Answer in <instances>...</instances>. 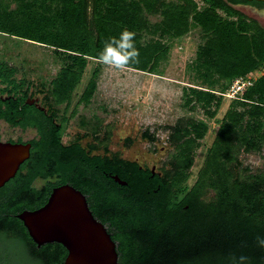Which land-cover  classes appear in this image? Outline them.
Here are the masks:
<instances>
[{"label": "trees", "instance_id": "1", "mask_svg": "<svg viewBox=\"0 0 264 264\" xmlns=\"http://www.w3.org/2000/svg\"><path fill=\"white\" fill-rule=\"evenodd\" d=\"M152 15L160 19L153 22ZM193 27L205 41L190 65L200 87L183 88L185 105L201 106L213 118L233 80L264 67V27L226 0H0V35L49 47L62 60L49 84L57 103H70L87 71L78 104L91 103L102 69L89 64L124 29L136 33L140 53L139 62L129 67L160 74L172 48L169 40L181 41ZM19 72L0 58V83L24 86ZM230 100L192 185L196 150L211 130L203 119L175 126L169 137L176 149L172 169L163 177L150 171L139 176L143 172L136 162L110 161L127 184L107 183L91 174L78 151L75 162L72 157L62 162L59 184L90 194L94 211L113 214L119 229L155 232L142 264H155L158 256L164 264H240V256L246 257L243 264H264V247L257 243L258 236L264 237V172L243 167L241 160L243 152L264 148V73L240 99ZM131 169L139 177L129 175ZM24 190L0 191V264H64L67 248L59 242L39 248L18 218L47 200L25 202ZM161 232L166 233L163 242ZM128 234L123 235L122 261L138 255ZM155 249L161 252L154 254Z\"/></svg>", "mask_w": 264, "mask_h": 264}, {"label": "rangeland", "instance_id": "2", "mask_svg": "<svg viewBox=\"0 0 264 264\" xmlns=\"http://www.w3.org/2000/svg\"><path fill=\"white\" fill-rule=\"evenodd\" d=\"M200 4L203 5L202 2ZM231 5L264 25V16H258L244 6ZM150 19L155 22L160 17L152 15ZM169 41L172 48L168 58L161 64L160 74H151L131 67L120 71L100 65L96 61L91 62L89 68L100 65L102 69L98 89L91 103L86 107L79 106L78 111L85 114L91 122L95 116H100L105 121L112 152H117L126 159H136L143 164L155 163L162 166L164 171L172 169L176 149L169 137L175 126L201 119L208 121L211 130L196 150L195 163L190 171L188 183L192 185L205 161L219 121L231 100L225 97L213 118L209 117L201 106L185 105L183 88L200 87L193 79L195 73L190 69V65L196 57L198 46L205 41V36L198 27H193L181 41ZM0 57L19 68L20 78L35 86H43L48 91L51 79L62 66V60L53 49L4 35H0ZM262 73L264 67L253 75L257 78ZM88 75L89 71L77 88L71 107H75ZM77 118L70 123L69 132L73 129L80 131L77 128ZM241 160L243 167H249L256 173L264 172V148L259 152H243Z\"/></svg>", "mask_w": 264, "mask_h": 264}, {"label": "flooded vegetation", "instance_id": "3", "mask_svg": "<svg viewBox=\"0 0 264 264\" xmlns=\"http://www.w3.org/2000/svg\"><path fill=\"white\" fill-rule=\"evenodd\" d=\"M226 1L230 5H241L258 16H264V0ZM262 26L264 27V25ZM25 81L26 84L22 87L7 86L0 83V152L11 151L14 159L19 158V165L15 174L0 186V191L24 188L25 202H41L47 198L41 205L43 206L48 201L53 189L63 185L59 184L62 162L69 163L71 157L73 160L77 156L78 151L82 152L80 160L88 162L91 174L107 183L109 180L118 182L116 176L122 180L119 172L115 170V165L112 167L109 165L110 161L114 164L120 163L121 160L138 163V169L143 173L140 174L131 169L128 174L132 176L135 173H137L135 175L137 177L144 176L150 171L152 177H163L165 171L162 166L160 167L155 163L152 165L143 164L136 159H126L121 154L112 152L109 148L108 141L110 138L105 121L100 116H95L91 122L85 114L78 111L79 106L86 107L89 104H78L77 101L75 107H71L73 98L70 103H57L45 87L35 86L33 83H28L27 80ZM75 118L79 120L77 128L80 131L73 129L69 132L70 123ZM151 138L153 139V137ZM67 154H69L68 157ZM75 161L76 159H74ZM85 195L94 217L105 226L116 244L117 264H142L140 258L145 256L144 251L151 248L152 238L150 239V237H154L155 232L151 236L148 232L139 229H119L118 224L114 223V215L103 211L102 208L100 212H95L92 207L91 195ZM128 233L132 234V240L135 243L129 246H136L138 255L133 260L122 261L123 235H129ZM159 236L162 237L163 242L166 233L161 232ZM128 237L130 240V236ZM159 252H161L159 249H155L153 253ZM161 258L158 256L159 261L155 264H164Z\"/></svg>", "mask_w": 264, "mask_h": 264}, {"label": "water", "instance_id": "4", "mask_svg": "<svg viewBox=\"0 0 264 264\" xmlns=\"http://www.w3.org/2000/svg\"><path fill=\"white\" fill-rule=\"evenodd\" d=\"M11 151L0 152V186L12 177L19 165ZM116 180L125 185L118 176ZM40 248L59 242L68 255L65 264H117L116 244L89 207L86 195L72 184L57 186L48 201L34 210L17 214Z\"/></svg>", "mask_w": 264, "mask_h": 264}, {"label": "clouds", "instance_id": "5", "mask_svg": "<svg viewBox=\"0 0 264 264\" xmlns=\"http://www.w3.org/2000/svg\"><path fill=\"white\" fill-rule=\"evenodd\" d=\"M136 33L124 29L119 36L110 37L103 45L98 54L96 62L108 68L120 71L126 70L131 64L139 62V49L135 43ZM257 243L264 247V237H257ZM246 260V257L240 256V264Z\"/></svg>", "mask_w": 264, "mask_h": 264}, {"label": "built area", "instance_id": "6", "mask_svg": "<svg viewBox=\"0 0 264 264\" xmlns=\"http://www.w3.org/2000/svg\"><path fill=\"white\" fill-rule=\"evenodd\" d=\"M255 79L253 73L248 76H239L233 80L228 90L222 94L229 99H240L246 89L254 84Z\"/></svg>", "mask_w": 264, "mask_h": 264}, {"label": "crops", "instance_id": "7", "mask_svg": "<svg viewBox=\"0 0 264 264\" xmlns=\"http://www.w3.org/2000/svg\"><path fill=\"white\" fill-rule=\"evenodd\" d=\"M262 74H263V73H262ZM262 74L258 75V77L261 76Z\"/></svg>", "mask_w": 264, "mask_h": 264}]
</instances>
